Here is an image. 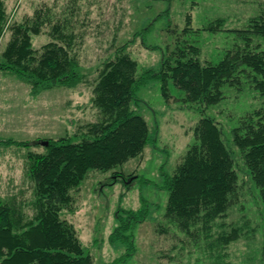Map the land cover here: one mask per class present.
Listing matches in <instances>:
<instances>
[{
  "label": "trees",
  "instance_id": "trees-1",
  "mask_svg": "<svg viewBox=\"0 0 264 264\" xmlns=\"http://www.w3.org/2000/svg\"><path fill=\"white\" fill-rule=\"evenodd\" d=\"M32 16L20 23L11 22L0 0V39L8 35L0 51V73L25 84L33 97L55 88H77L84 83L77 37L66 23H52L46 13L35 11ZM222 25L218 19L203 30L221 31ZM45 26L50 40L34 49L32 37L40 35ZM232 32L239 41L235 40L216 63L201 61L200 48L185 41L174 49L167 48L157 69L140 74L128 52L137 39L144 45L142 32H136L131 40L113 46V55L97 70L91 86L95 121L57 139H0V147L27 150L24 175L31 189L27 200L17 201L14 194L0 199V264H93L75 227L61 215L72 206L71 192L78 190L89 172L112 171L140 157L155 141L149 137L146 120L131 107L132 102H138L139 91L151 83L159 84L165 101L171 83L183 94L179 100L200 107L202 113L225 99V87L237 93L249 91L262 99L257 108L236 119L228 144L211 117L202 116L195 124L194 141L172 174L160 170L159 187L167 193L162 216L165 226L195 241L205 239L209 251L224 256L223 251L241 238V228L231 224L211 232L239 201L240 171L256 190L264 221V15L251 17L243 29ZM37 146L44 151H33ZM114 176L124 182L138 178L123 173ZM139 202L135 210L116 211V226L108 240L123 247L124 253L106 264H126L135 253L134 231L148 219L152 208L142 198ZM259 264H264V235Z\"/></svg>",
  "mask_w": 264,
  "mask_h": 264
},
{
  "label": "rangeland",
  "instance_id": "rangeland-1",
  "mask_svg": "<svg viewBox=\"0 0 264 264\" xmlns=\"http://www.w3.org/2000/svg\"><path fill=\"white\" fill-rule=\"evenodd\" d=\"M11 22L32 18L35 11L46 13L52 23H66L76 37L79 72L84 83L75 89L55 88L32 96L28 87L13 76L0 73V139L15 141L57 139L66 130L73 133L81 125L97 119L91 105V86L101 63L111 57L114 47L141 38L128 48L137 62L138 73L157 69L162 53L183 42L200 48L201 61L218 62L224 51L238 42L235 30L243 29L248 19L264 15V0H2ZM223 21L221 31L207 32L211 22ZM148 31L143 32L150 24ZM48 26L32 37L34 49L47 43ZM8 35L0 39V51ZM225 99L201 112L196 105L179 100L183 94L169 83L165 101L159 84L151 83L139 91L138 102L131 103L136 114L149 126V143L140 157L112 171H91L77 191L73 204L62 212L90 253L93 264H106L120 257L123 247L109 243L119 209H137L142 198L152 206L148 219L134 231L135 253L126 264H259L264 235L262 207L255 199L256 190L240 171V197L224 220H218L214 234L234 224L241 238L231 243L224 256L209 251L205 239L198 241L165 226L163 213L167 193L160 189V170L172 174L193 141L192 129L202 116L211 117L220 126L226 144L236 119L257 108L262 99L255 93H237L223 89ZM155 126L157 128H155ZM231 145V144H230ZM232 147V146H231ZM42 152L44 148H32ZM27 150L15 146L0 147V199L14 194L17 201L31 196L24 175ZM237 158H239L237 156ZM238 163V162H237ZM238 166L239 163H238ZM114 173L133 174L138 178L124 182ZM20 192L23 194L20 195ZM166 231H160L161 229Z\"/></svg>",
  "mask_w": 264,
  "mask_h": 264
},
{
  "label": "crops",
  "instance_id": "crops-1",
  "mask_svg": "<svg viewBox=\"0 0 264 264\" xmlns=\"http://www.w3.org/2000/svg\"><path fill=\"white\" fill-rule=\"evenodd\" d=\"M68 132V129L66 130V133Z\"/></svg>",
  "mask_w": 264,
  "mask_h": 264
}]
</instances>
